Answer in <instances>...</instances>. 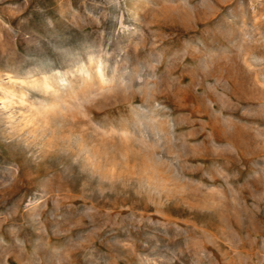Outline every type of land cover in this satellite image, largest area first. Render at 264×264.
Returning a JSON list of instances; mask_svg holds the SVG:
<instances>
[{
    "label": "rangeland",
    "instance_id": "1",
    "mask_svg": "<svg viewBox=\"0 0 264 264\" xmlns=\"http://www.w3.org/2000/svg\"><path fill=\"white\" fill-rule=\"evenodd\" d=\"M0 264H264V0H0Z\"/></svg>",
    "mask_w": 264,
    "mask_h": 264
}]
</instances>
